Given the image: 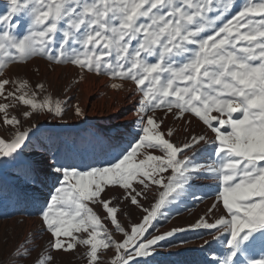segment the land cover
<instances>
[{
	"label": "snow or ice",
	"instance_id": "6c2138e0",
	"mask_svg": "<svg viewBox=\"0 0 264 264\" xmlns=\"http://www.w3.org/2000/svg\"><path fill=\"white\" fill-rule=\"evenodd\" d=\"M221 5L219 15L210 17L216 7L213 0H9L7 13L0 15V23L9 25L0 32V76L11 63L43 55L57 64L71 63L98 75L132 80L142 93L137 112L140 135L115 163L87 171L59 160L52 165L62 182L41 215L54 238L53 249L88 246L89 264H98V252L109 248L116 252L111 264L149 257L160 242L188 230L174 228L142 239L158 214L163 215L166 199H177L197 180L211 179L219 182L215 199L225 213L213 223L201 218L189 228L214 229L210 234L217 242L226 235L227 251L214 257L217 264H264V0H251L217 26L231 7L229 0H221ZM21 14L28 18L29 28L17 37L11 29L19 25L12 21ZM58 33L61 40L56 48ZM12 83L8 78L0 80V95ZM27 87L26 81L20 82L5 99L30 106L25 117L47 111L63 118L65 108L59 100L53 103L48 97L37 102L35 93L25 98L28 93L22 90ZM9 107L0 103L3 123L14 130L10 139L0 137V157L16 159L35 133L32 127L21 130L20 119L9 115ZM161 108L181 118L191 113L202 121L215 134L211 143L216 158L196 163L185 151L209 143L206 135L192 136L182 145L166 139L159 131L163 120L154 119ZM75 113L81 116L83 110L75 106ZM169 169L172 174L165 184L161 174ZM149 182L166 190L151 208H143L138 197L145 195ZM107 186L122 188L125 198L146 213L130 232L118 221L111 198H102ZM86 202L99 203L125 239L116 241ZM81 232L87 237L73 235ZM62 236L74 242L64 243ZM257 246L259 259L251 255ZM52 259L42 256L38 264Z\"/></svg>",
	"mask_w": 264,
	"mask_h": 264
},
{
	"label": "rangeland",
	"instance_id": "374dc122",
	"mask_svg": "<svg viewBox=\"0 0 264 264\" xmlns=\"http://www.w3.org/2000/svg\"><path fill=\"white\" fill-rule=\"evenodd\" d=\"M213 2L216 7L208 13L210 17L219 15L217 8L222 6L221 0H213ZM229 2L231 7L217 22V26L237 15L251 0H229ZM8 6L9 0H0V15L7 13ZM12 23L19 25L11 29L17 37L27 33L29 20L25 15L14 17ZM8 27V24L0 23V32ZM60 40L61 35L58 33L56 48H59ZM49 51L57 54L54 49ZM155 59V57L150 58L151 62H155ZM54 76L57 77L55 83ZM90 77H95L97 82L107 79L110 91L125 90L131 84L135 90L132 96L139 95V102L136 103L139 108L142 93L134 81L112 78L104 73L98 75L71 63L57 64L43 55L31 57L27 61L11 63L5 68L4 75L0 76V80L8 78L15 82L5 86V94L0 95V103L10 105L7 111L10 116L20 119L21 130L32 127L35 133L30 135L29 141L18 158L0 157V264H38L41 257L46 255L53 257L49 264H89L88 246L77 244L74 250L69 251L55 250L51 247L54 238L43 221L41 210L50 203L51 196L55 194V189L60 187L62 182V177L53 171L52 165L59 160L65 165H74L81 171H87L89 167H107L115 163L117 157L125 150H129L140 135L139 132L132 140L123 139L112 142L97 128L86 123L84 113L81 116L76 115L75 106L82 109V81ZM24 81L28 85L22 90L28 93L25 98L30 99L35 93L37 102L42 103L48 97H51L53 103L59 100L65 108L66 114L63 118H54L47 111L33 112L31 117H25L23 114L30 110V106L23 105L19 100L13 104L11 98L5 99L7 91H15L19 83ZM113 84H118L120 87L113 88ZM38 85H42L43 88H39ZM20 94V91L16 92L17 96ZM176 111L173 109V112ZM212 115L217 114L212 113ZM154 119L163 120L159 131L176 145L188 142L192 136L206 135L209 143L201 142L194 148L185 150L196 163H209L216 158L215 144L211 143L215 139V134L193 114L185 113L181 118L161 108L155 111ZM52 124L54 127H51ZM169 131L172 133L170 137L167 135ZM13 134L14 130L3 123V113H0V137L10 139ZM153 154L163 155L158 150L153 151ZM142 158V154L137 157L138 160ZM171 174V169L161 174L165 178V184L167 177ZM133 183L136 186L138 181ZM165 190L164 187L149 182L145 195L138 199L143 208H151ZM219 190V182L200 179L177 199L171 200V197H168L161 210L163 215L158 214L142 239L151 238L174 228L188 230L178 232L173 237L160 242L153 255L136 257L129 264H217L214 257H222L227 251L223 244V241L227 239L226 235L221 236V242H217L210 234L215 232L214 229L193 230L189 226L201 218L208 223H213L224 215L225 210L215 199ZM102 198H111L110 206L117 207L118 221L126 231L130 232L134 225L140 224L146 215L142 208L131 204L125 198L124 190L119 186H107L102 193ZM86 203L101 217L102 223L111 230L116 241L125 239L122 233L115 230L110 218L107 217L106 210L99 203ZM73 235L87 237V233L82 232ZM60 239L64 243L74 242L69 237L62 236ZM205 241L208 243L206 244ZM251 255L259 259L261 249L257 246ZM98 256L101 258L98 264H111L112 259L116 257V252L109 248L99 251Z\"/></svg>",
	"mask_w": 264,
	"mask_h": 264
},
{
	"label": "bare ground",
	"instance_id": "6f19581e",
	"mask_svg": "<svg viewBox=\"0 0 264 264\" xmlns=\"http://www.w3.org/2000/svg\"><path fill=\"white\" fill-rule=\"evenodd\" d=\"M94 78L90 77L81 84L83 91L81 106L86 123L97 128L112 142L132 140L141 131L136 105L139 102V95L132 96L135 90L131 84L125 90L110 91L107 79L97 82ZM55 82L57 77L54 76ZM52 126L54 127V124Z\"/></svg>",
	"mask_w": 264,
	"mask_h": 264
},
{
	"label": "trees",
	"instance_id": "16d2710c",
	"mask_svg": "<svg viewBox=\"0 0 264 264\" xmlns=\"http://www.w3.org/2000/svg\"><path fill=\"white\" fill-rule=\"evenodd\" d=\"M134 42V41H133Z\"/></svg>",
	"mask_w": 264,
	"mask_h": 264
}]
</instances>
